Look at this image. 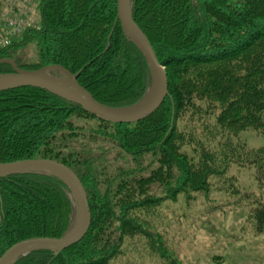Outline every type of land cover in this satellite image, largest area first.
<instances>
[{
    "label": "trees",
    "instance_id": "obj_1",
    "mask_svg": "<svg viewBox=\"0 0 264 264\" xmlns=\"http://www.w3.org/2000/svg\"><path fill=\"white\" fill-rule=\"evenodd\" d=\"M38 7L40 24L26 25L0 48V59L24 70L60 65L111 108L141 100L152 74L122 30L116 0H38ZM131 9L168 79L151 115L111 123L40 88L0 91V162L65 164L81 180L91 212L79 242L32 251L14 264H123L128 246V256L145 247L164 264H181L158 230L164 202L208 196L219 178L240 193L231 171L251 166L264 191V146L239 138L246 129L264 137V0H131ZM27 48L35 55L29 61L18 57ZM10 72L0 63V73ZM73 203L55 175L0 177V256L18 241L62 237ZM252 203L247 223L263 234L264 196Z\"/></svg>",
    "mask_w": 264,
    "mask_h": 264
},
{
    "label": "rangeland",
    "instance_id": "obj_2",
    "mask_svg": "<svg viewBox=\"0 0 264 264\" xmlns=\"http://www.w3.org/2000/svg\"><path fill=\"white\" fill-rule=\"evenodd\" d=\"M0 1L3 17L16 16L25 26L40 24L38 0ZM34 56L31 48L18 52V57L25 61ZM239 138L249 147L264 146V137L250 129L241 131ZM231 174L236 176L240 193H229L222 183L223 178H219L215 179V189L208 196L198 195L195 201L187 203L181 195L174 204L169 201L163 203L164 219L158 230L181 264H264V233L255 234L246 220L254 205V196H264V191L257 186L258 169L252 166L233 169ZM73 207L68 230L77 212L75 201ZM132 251L133 248L128 246L123 264H164V260L145 247L128 256ZM212 257L220 258L214 261Z\"/></svg>",
    "mask_w": 264,
    "mask_h": 264
},
{
    "label": "water",
    "instance_id": "obj_3",
    "mask_svg": "<svg viewBox=\"0 0 264 264\" xmlns=\"http://www.w3.org/2000/svg\"><path fill=\"white\" fill-rule=\"evenodd\" d=\"M116 11L123 32L140 50L152 74V85L137 104L123 109L105 106L78 83L77 75L60 65L24 70L10 59H0V63H8L13 68V72L0 73V91L22 86L40 88L78 104L98 119L111 123H135L151 115L168 94L165 67L160 64L147 36L134 21L131 0H116ZM54 71H60L62 75L55 76ZM32 172L55 175L64 182L75 201L78 222L73 230L70 227L62 237H35L16 242L0 256V264H14L20 257L39 249L62 251L79 242L89 229L91 212L87 194L81 180L71 168L59 161L43 158L0 162V177Z\"/></svg>",
    "mask_w": 264,
    "mask_h": 264
},
{
    "label": "built area",
    "instance_id": "obj_4",
    "mask_svg": "<svg viewBox=\"0 0 264 264\" xmlns=\"http://www.w3.org/2000/svg\"><path fill=\"white\" fill-rule=\"evenodd\" d=\"M25 23L13 17H2L0 23V48L7 47L12 41L18 37L24 30Z\"/></svg>",
    "mask_w": 264,
    "mask_h": 264
},
{
    "label": "bare ground",
    "instance_id": "obj_5",
    "mask_svg": "<svg viewBox=\"0 0 264 264\" xmlns=\"http://www.w3.org/2000/svg\"><path fill=\"white\" fill-rule=\"evenodd\" d=\"M90 207V206H89ZM78 211L76 212V215H75V218H74V221H73V225L71 227V230H73L78 222ZM91 226V225H90ZM89 230V229H88ZM86 235V234H85ZM67 250V249H66Z\"/></svg>",
    "mask_w": 264,
    "mask_h": 264
}]
</instances>
